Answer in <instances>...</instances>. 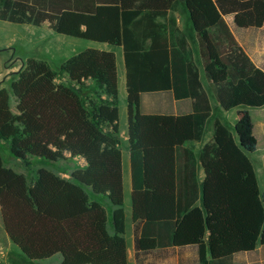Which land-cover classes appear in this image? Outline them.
Listing matches in <instances>:
<instances>
[{"label":"trees","instance_id":"trees-1","mask_svg":"<svg viewBox=\"0 0 264 264\" xmlns=\"http://www.w3.org/2000/svg\"><path fill=\"white\" fill-rule=\"evenodd\" d=\"M184 5L199 61L174 12ZM237 28L264 25V0H0V20L122 47L125 54L133 219L143 220V251L197 245L201 264H232L264 245V193L248 153L257 149L246 112L235 132L214 117L200 65L220 107H264V69L237 41ZM159 18H163L161 21ZM8 88L0 86V140L26 164L82 157L69 178L41 168L29 179L0 153L4 229L30 260L58 254L60 264H129L120 137V93L114 51L86 48L61 63L30 57ZM68 82H57L58 76ZM94 85L92 95L84 89ZM89 83V84H88ZM171 91L192 99L184 115L143 113L142 95ZM213 121L214 140L197 154ZM205 170L203 182L198 169ZM87 187L92 189L93 197ZM104 197L112 208L97 199Z\"/></svg>","mask_w":264,"mask_h":264},{"label":"crops","instance_id":"crops-1","mask_svg":"<svg viewBox=\"0 0 264 264\" xmlns=\"http://www.w3.org/2000/svg\"><path fill=\"white\" fill-rule=\"evenodd\" d=\"M177 17L178 27L180 29V35H185L195 53L197 61H199V49L197 38L192 26L190 16L184 5H181L177 11L174 12ZM163 21V18H159ZM227 23L229 24L232 32L234 33L239 44L244 48L246 53L251 57L253 62L264 69V25L262 27H253L248 29L237 28L234 24V15L230 14L225 16ZM30 25L31 24H23ZM48 25V22L43 24ZM42 26V25H41ZM40 26V27H41ZM51 30H53L50 27ZM54 31V30H53ZM8 44V43H7ZM9 45V44H8ZM86 48H98L106 51H114L117 56V66L119 74V93H120V137L122 142H127V145L122 147V164H123V185L125 194V215H126V233L125 238L127 240L128 247V261L129 264H201L199 258V247L197 245H186V246H169L163 248H157L152 250L143 251L140 249L139 241L142 235L144 221L133 219V169H132V156L129 145V117L121 122V116L123 112L128 113V103H127V86H126V64H125V54L122 47H115L108 43H101L95 41H87ZM81 49V50H84ZM77 50L74 54L80 52ZM72 54V53H71ZM200 62V61H199ZM13 72H7L3 77H0V86L6 87L12 82V80L18 77L17 73L19 70H12ZM201 80L207 89L211 104L214 110L213 116L221 120L222 113L237 110L238 114L235 118L226 117L227 121L236 124V122L242 117L246 112L252 117L254 125V134L258 139V145L255 154V162L253 163L257 172V177L259 181V186L261 192L264 193V116L263 114L258 115L256 122L253 119L252 113L256 108L248 107H238L229 111H225L220 107L217 102L213 90L210 87L209 82L206 79L205 73L202 66L200 65ZM10 81V82H9ZM91 83V81L89 82ZM122 98L124 102H122ZM123 103V105H122ZM176 113L175 115H184L191 113L193 110V100L192 99H182L175 100ZM264 108V107H261ZM260 109V108H259ZM218 110V114L215 111ZM144 113V112H143ZM222 121V120H221ZM213 121L208 122L205 133L201 140L189 142L187 145L191 147L197 154L200 153L202 148L209 142L214 140V126ZM251 159V158H250ZM87 165L86 160L83 158L81 163L82 167ZM62 176L69 178L70 176L60 173ZM199 179L201 182L205 179V170L202 165L198 169ZM90 188V187H88ZM94 197V196H93ZM100 199V197H97ZM102 200L109 208L110 215V227L114 231L112 223V212L110 208L109 201L106 198ZM1 212V209H0ZM232 264H264V245L259 244L255 250L252 251H241L233 256Z\"/></svg>","mask_w":264,"mask_h":264},{"label":"rangeland","instance_id":"rangeland-1","mask_svg":"<svg viewBox=\"0 0 264 264\" xmlns=\"http://www.w3.org/2000/svg\"><path fill=\"white\" fill-rule=\"evenodd\" d=\"M87 41L88 40L85 39L56 33L51 30L48 25H42L41 27L30 26L0 20V77H3L9 71L13 72L12 70H20L30 57L45 59L50 63L53 69L59 70L61 63L71 57L77 50L84 49ZM11 78L13 77H10V81H12ZM62 81L68 82V77L59 75L57 82ZM7 88L10 93L12 110L17 112V101L11 87V82L7 85ZM93 89L94 85L90 83V87L84 89L83 95H92ZM122 102H124L123 98ZM141 110L144 113L164 114H174L177 111L175 99L171 91L143 94ZM218 113V110H216L215 114ZM237 114V110L227 113L223 112L221 114V120L226 123L235 134V124L230 123L231 121L228 122L226 117L235 118ZM261 114L264 116V108L254 109L252 116L255 122L258 115ZM127 118L128 113L125 114V112H123L121 122L123 123ZM126 145L127 142H122L123 148ZM0 153L7 167L19 173L26 174L29 179L35 178L38 174V170L41 168L50 169L57 173L70 176L74 169L82 167L81 163L83 162L82 157H74L61 161H51L40 157H29V163L26 164L22 160L17 159L12 154L9 143L2 140H0ZM248 155L254 163L257 154L248 153ZM87 191L94 196L91 188L87 187ZM98 197H100V199L104 198L101 196ZM61 260L62 257L60 254L44 260H30L27 258L21 249L8 237L4 229L0 212V264H60Z\"/></svg>","mask_w":264,"mask_h":264}]
</instances>
